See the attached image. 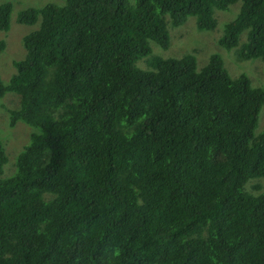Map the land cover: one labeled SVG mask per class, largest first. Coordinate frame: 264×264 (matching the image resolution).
I'll list each match as a JSON object with an SVG mask.
<instances>
[{
	"label": "trees",
	"instance_id": "obj_1",
	"mask_svg": "<svg viewBox=\"0 0 264 264\" xmlns=\"http://www.w3.org/2000/svg\"><path fill=\"white\" fill-rule=\"evenodd\" d=\"M239 0H66L17 21L26 55L0 98L20 94L10 124L35 129L16 172L0 178V264H264V86L212 55L152 56L169 24ZM13 6L0 4V29ZM264 61V0H242L220 44ZM0 40V55L6 49ZM8 155L0 135V170Z\"/></svg>",
	"mask_w": 264,
	"mask_h": 264
},
{
	"label": "rangeland",
	"instance_id": "obj_2",
	"mask_svg": "<svg viewBox=\"0 0 264 264\" xmlns=\"http://www.w3.org/2000/svg\"><path fill=\"white\" fill-rule=\"evenodd\" d=\"M10 2L13 6L11 15V27L8 31L0 29V40L6 41V49L0 55V74L2 80L7 83L16 73L14 61L23 59L26 48L23 37L39 28L42 17L35 24H23L17 21L21 10L28 7L41 8L48 3L62 5L66 0H0V4ZM242 0L232 4L228 9L215 8L214 17L217 25L211 30H199L196 16H190L181 25L169 24L170 45L161 47L157 42L151 41L152 54L141 58L137 65L143 69H151L148 60L152 56L163 58H181L186 54H193L197 59L198 71L206 66L212 55H220L233 78L246 73L254 86H264V61L262 58L244 59L240 56L241 49L246 41V32L241 35L237 46L227 49L220 44L225 26L234 20L240 12ZM21 96L15 92H7L0 98V135L8 155V162L0 170V178L12 176L16 172V160L20 151L30 142L34 127L23 120L10 124V111L20 107ZM264 130V105L259 116L256 134ZM246 190L252 194H260L264 191V177L253 178L247 182Z\"/></svg>",
	"mask_w": 264,
	"mask_h": 264
}]
</instances>
